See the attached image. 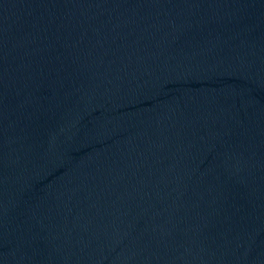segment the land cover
Returning <instances> with one entry per match:
<instances>
[{
  "label": "water",
  "instance_id": "water-1",
  "mask_svg": "<svg viewBox=\"0 0 264 264\" xmlns=\"http://www.w3.org/2000/svg\"><path fill=\"white\" fill-rule=\"evenodd\" d=\"M0 264H264V0H0Z\"/></svg>",
  "mask_w": 264,
  "mask_h": 264
}]
</instances>
